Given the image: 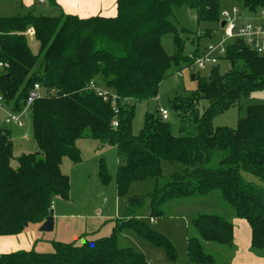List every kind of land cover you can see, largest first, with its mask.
<instances>
[{
    "label": "trees",
    "instance_id": "trees-1",
    "mask_svg": "<svg viewBox=\"0 0 264 264\" xmlns=\"http://www.w3.org/2000/svg\"><path fill=\"white\" fill-rule=\"evenodd\" d=\"M240 1L250 11L264 8V0ZM181 6L195 12L197 23L218 24L221 19L220 0H116L114 16L80 18L29 11L0 17V94L5 104L21 112L29 92L39 86V96L29 108L37 152L20 155L13 167V141L0 129V236L17 235L30 224L42 223L55 198L69 199L70 181L61 171V162L67 157L80 163L76 142L91 138L99 148L116 150L118 197L127 195L132 182L155 180L149 193V218L162 217L164 204L172 199L218 191L236 217L248 223L252 250H264V187L242 176L247 172L264 181V103L247 106L235 128L212 124L215 115L242 97L264 90V53L234 39L225 46L223 58L229 62L225 72L216 64L206 78L191 75L196 80L194 93L173 98L172 108L181 115L193 114V132L173 135L156 107L145 114L139 133H132L134 102L157 96L172 66L188 63L201 53L198 49L190 55L184 52L181 34L188 29L170 19L173 9ZM28 29L38 42L36 54L28 44ZM168 33L174 45L171 54L161 44ZM98 77L111 93L104 96L87 88ZM199 100L207 102L201 114L195 109ZM164 161L183 167L165 177ZM98 164L99 176L106 182L103 161ZM142 203L143 197L130 196L125 218L115 220L108 236L84 237L80 244L53 241L51 252L0 253V264H147L142 252L118 244L117 235L124 229L161 247L166 260L176 262L171 240L133 217ZM191 225L198 235L186 239L189 264H216L203 242L233 247V224L225 217L202 213Z\"/></svg>",
    "mask_w": 264,
    "mask_h": 264
},
{
    "label": "rangeland",
    "instance_id": "rangeland-1",
    "mask_svg": "<svg viewBox=\"0 0 264 264\" xmlns=\"http://www.w3.org/2000/svg\"><path fill=\"white\" fill-rule=\"evenodd\" d=\"M50 5L52 8V4ZM234 7L237 8L239 14H241L238 20L239 24L247 22H264V15L261 14L264 8H257L255 11H250L243 6L240 0H220V14L224 11H230ZM53 13L54 12L49 15H59L58 13ZM170 19L178 27H185L188 29V33L181 34L185 41V54L190 55L194 49L204 52V49L208 45L217 44L222 35V28L220 27L221 19L218 24L197 23L195 12L186 6L175 7L173 9V16ZM207 28H210V30L206 34ZM27 40L31 51L36 54L38 52V42L30 34L27 35ZM227 43L228 42H225L224 46ZM161 44L168 54L173 53L174 45L172 34L168 33L163 35ZM38 63L39 60L37 61V65ZM217 65L221 73L229 68V62L223 58V55L218 59ZM183 66H185V63H179V65L171 67L167 77L159 86L157 96L148 100L134 102V118L132 121L133 134L139 133L144 125L145 114L147 112H153L156 107L168 111V119L166 122L170 125L173 135L187 134L194 131L195 122L193 120V114L187 112L186 115H183L184 113L182 112L183 114L181 115V111L177 112L172 108L173 98L190 97L196 89V80L191 79V74L186 70L181 71L182 76L176 75V70ZM209 72L210 67L201 70L199 72L200 78L208 77ZM98 81H101L100 77H98ZM256 103H264V90L251 92L248 96L242 97L235 105L229 107L223 113L215 115L212 119L213 126L235 128L237 120L245 115L246 107ZM3 106L5 109L9 108L7 104ZM206 106L207 102L205 100H199L195 106L196 113L201 114ZM188 110L189 109H187V111ZM4 118L5 113L0 110V129L6 130L10 134V137L13 138V158L11 159V165L16 167L17 158L20 155L37 152L32 140L31 116L30 112L22 115L21 120L24 125L20 128L10 124L7 126L4 125ZM76 145L79 149L82 161L74 164L69 158L64 157L61 165V171L68 175L70 180L69 199L66 201L61 198H55L53 202L55 203L57 213H74L77 215V219L80 221L79 225H81L82 229L92 227L95 224L97 225L95 230L96 233H94L93 236L85 235L76 240L77 244L82 243L84 237L94 239L99 236L110 235L112 226L114 225L113 220L125 218L127 200L133 195L143 197L142 206L134 211L133 217L145 220L153 228L165 234L174 244L178 254L176 262H170L166 260L164 250L161 247L141 239L131 229H124L117 235V241L120 246L132 247L142 252L146 257V261L151 264H188L186 256V239L190 236H197L196 231L191 225V220L199 214L221 215L231 222L234 227H239V223L241 221L244 222L241 218L236 217L231 207L221 200L218 191H213L206 196L172 199L164 204V215L162 217L151 219L148 216L149 193L154 188V179L147 178L143 181L132 182L127 195L118 197L115 187V173L118 162L115 148H99L98 142L91 138L79 139ZM100 159L104 164V172L107 176L106 182H103L99 176L98 163ZM182 167L183 166L180 164L164 161L162 163V175L167 177L173 171ZM242 176L247 181L264 187V181L254 175L242 172ZM98 225H100V227H98ZM202 245L205 252L215 257L216 264L226 263L228 260V258H226L228 257L226 256V252L228 250L229 252L234 251V247L229 248L215 242H203Z\"/></svg>",
    "mask_w": 264,
    "mask_h": 264
},
{
    "label": "crops",
    "instance_id": "crops-1",
    "mask_svg": "<svg viewBox=\"0 0 264 264\" xmlns=\"http://www.w3.org/2000/svg\"><path fill=\"white\" fill-rule=\"evenodd\" d=\"M55 2L56 4H52L53 7L51 8V3L48 0H0V17L23 15L29 11L37 15H49L54 12L53 14H70L80 18L95 15L114 16L116 14V0H55ZM28 34L34 38L33 33H26V35ZM1 70L2 67H0ZM96 85L99 90L108 92L103 82L96 80ZM7 110H10V107ZM11 139L13 140L12 137ZM62 163L63 160L61 165ZM52 209L54 212V227L51 232H40V223L27 226L23 232L17 235L0 236V253L30 249L38 252H51L53 250V241L69 243L85 235L93 236L96 233V224L82 229L77 215L74 213H57L54 202ZM115 220L117 219L113 220L114 223ZM250 241L251 231L245 220L239 223V227H234L233 225L234 251L229 252L228 250L226 252L228 260L222 264H264V251L252 250ZM147 264L151 263L147 262Z\"/></svg>",
    "mask_w": 264,
    "mask_h": 264
},
{
    "label": "built area",
    "instance_id": "built-area-1",
    "mask_svg": "<svg viewBox=\"0 0 264 264\" xmlns=\"http://www.w3.org/2000/svg\"><path fill=\"white\" fill-rule=\"evenodd\" d=\"M261 14L264 15V10L261 11ZM221 20L225 21V25L222 28V35L219 39V42L215 45H208L204 52H201L193 60L188 63H185V66L176 70L177 76H182L181 71L186 70L191 75L198 74L201 70H204L207 67H212L218 63V59L221 58V55L225 53V42H229L234 39H240L242 42L252 51H255L258 54L264 53V22L261 23H243L239 24L238 20L241 17L239 10L237 8H232L230 11H224L220 14ZM27 33H32L31 29L27 30ZM0 67H3V64L0 62ZM96 83L90 81L87 88L99 91L102 95H107V92L99 90L96 87ZM39 86L34 85L33 89L29 92L28 97L26 98L24 107L21 112H14L11 109L7 110L3 106L5 101L0 94V110L5 113L4 122L7 125H13L17 127H22L24 125L21 117L23 114L29 112V108L33 101L38 98ZM159 116L162 120L168 119V111L163 108L158 109ZM116 126V122L113 123Z\"/></svg>",
    "mask_w": 264,
    "mask_h": 264
},
{
    "label": "water",
    "instance_id": "water-1",
    "mask_svg": "<svg viewBox=\"0 0 264 264\" xmlns=\"http://www.w3.org/2000/svg\"><path fill=\"white\" fill-rule=\"evenodd\" d=\"M224 25H225V21L221 20L220 27L223 28ZM193 78H194V76H191V79H193ZM53 227H54V212H53V209L51 208L48 211L47 218L41 224L39 231L44 232V233H48V232H51L53 230Z\"/></svg>",
    "mask_w": 264,
    "mask_h": 264
}]
</instances>
